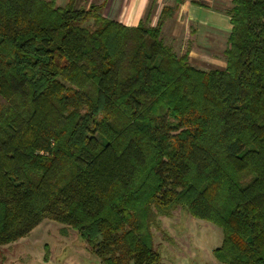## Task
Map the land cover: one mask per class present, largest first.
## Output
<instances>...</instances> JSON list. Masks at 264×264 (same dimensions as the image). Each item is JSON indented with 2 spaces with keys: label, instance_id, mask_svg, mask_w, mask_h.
<instances>
[{
  "label": "trees",
  "instance_id": "obj_1",
  "mask_svg": "<svg viewBox=\"0 0 264 264\" xmlns=\"http://www.w3.org/2000/svg\"><path fill=\"white\" fill-rule=\"evenodd\" d=\"M225 13V66L205 69L161 37L172 8L129 27L0 0V258L51 220L101 264H160L152 228L181 208L221 229L218 262L264 264V0Z\"/></svg>",
  "mask_w": 264,
  "mask_h": 264
},
{
  "label": "rangeland",
  "instance_id": "obj_2",
  "mask_svg": "<svg viewBox=\"0 0 264 264\" xmlns=\"http://www.w3.org/2000/svg\"><path fill=\"white\" fill-rule=\"evenodd\" d=\"M221 42L219 39L216 46L222 48ZM187 45L177 41L173 51L185 52ZM197 60L205 69L223 65L219 58L205 56ZM152 232L160 264H221L213 255L221 244V229L181 208L170 215H159ZM1 250L0 264H101L75 230L51 220L41 221L26 236L2 246Z\"/></svg>",
  "mask_w": 264,
  "mask_h": 264
},
{
  "label": "crops",
  "instance_id": "obj_3",
  "mask_svg": "<svg viewBox=\"0 0 264 264\" xmlns=\"http://www.w3.org/2000/svg\"><path fill=\"white\" fill-rule=\"evenodd\" d=\"M57 6H64L68 0H54ZM232 0H81V5H102V15L125 26H136L148 15L150 26H155L164 7L172 8V15L162 19L161 37L175 50V44L187 42L189 62L202 65L203 59H222L226 38L231 30L230 19L225 10ZM166 14V13H165ZM221 39L222 48L217 45ZM189 42H188V41ZM186 47V48H187ZM184 52L176 50V53ZM179 54V55H180ZM198 62V63H197ZM200 63V64H199ZM219 67V66H218Z\"/></svg>",
  "mask_w": 264,
  "mask_h": 264
}]
</instances>
